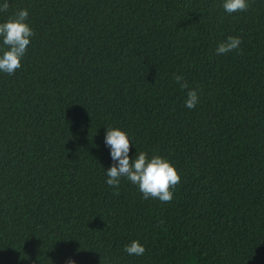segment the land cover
<instances>
[{
  "label": "trees",
  "instance_id": "16d2710c",
  "mask_svg": "<svg viewBox=\"0 0 264 264\" xmlns=\"http://www.w3.org/2000/svg\"><path fill=\"white\" fill-rule=\"evenodd\" d=\"M7 2L35 35L0 72V264H264V0ZM107 128L174 166L172 202L114 194Z\"/></svg>",
  "mask_w": 264,
  "mask_h": 264
},
{
  "label": "clouds",
  "instance_id": "9594fccd",
  "mask_svg": "<svg viewBox=\"0 0 264 264\" xmlns=\"http://www.w3.org/2000/svg\"><path fill=\"white\" fill-rule=\"evenodd\" d=\"M222 8L225 13L246 12L249 8L248 0H223ZM9 4L7 0L0 6V12H7ZM29 13L27 10H19L0 23V41L6 50L0 54V72L9 76L14 75L21 68V60L26 55L31 37L35 35L26 21ZM242 41L239 37L229 36L225 42L220 43L216 49V55H223L239 49ZM174 80L181 89H187L188 83L183 76L175 75ZM199 97L197 90H189L185 107L194 109ZM104 143L110 148L112 166L105 172V183L115 189L119 195V186L122 178H126L138 187L142 199H158L161 203H170L174 198V189L180 184L181 178L170 162L160 156L148 157L146 152L136 153L135 159H130V145L128 135L116 128H107ZM161 225L163 221L160 222ZM123 251L128 255L143 256L145 248L139 241H132L126 245ZM69 264H74L69 261Z\"/></svg>",
  "mask_w": 264,
  "mask_h": 264
}]
</instances>
